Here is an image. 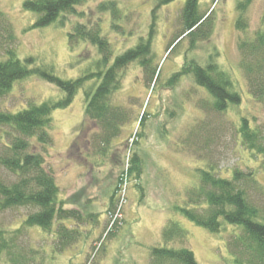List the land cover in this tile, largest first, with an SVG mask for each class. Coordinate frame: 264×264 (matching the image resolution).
I'll return each mask as SVG.
<instances>
[{"label":"rangeland","instance_id":"1","mask_svg":"<svg viewBox=\"0 0 264 264\" xmlns=\"http://www.w3.org/2000/svg\"><path fill=\"white\" fill-rule=\"evenodd\" d=\"M24 1L0 0V12L13 28L17 58L23 63L32 61L25 63L28 69L48 68L65 81L81 77L100 57L89 43H80L70 51L67 35L75 24L92 29L98 23L110 42L112 58L150 39L159 76L152 89L153 82L145 81L137 62L119 71V86L111 102L125 109L130 122L109 144L102 145L97 137L99 129L84 119V93L92 83L77 92L68 108L52 112L51 146L30 141L52 172L64 208L76 210L82 219L94 214L92 220L82 223L72 220L78 228L70 229L81 234L65 251L57 249V241L49 234L37 229L24 231L23 242L45 250L35 263L38 259L37 264H148L149 249L161 245L162 229L172 221L185 232L186 247L198 264H230L226 247L229 233L211 234L184 219L175 208L185 207L187 192L197 187L198 169L212 166L218 176L229 177L233 170L247 173L256 166L238 144L233 124L240 117L255 125L264 122V106L247 93L237 52L239 40L264 26V0H251L242 14L247 34L235 29L239 16L236 5L241 0H217L215 5L211 0H198L201 12H213L214 27L211 38L197 43L191 51L185 39L168 48L180 30L179 12L186 0H85L77 9L83 17L66 16L64 26L57 21L44 28H33L36 16L23 9ZM108 2L118 7L116 17L99 9ZM210 56L231 74L241 97L240 105L230 107L224 115L203 113L200 102H205L207 95L192 76L171 80L186 64L185 58L204 65ZM64 98L65 93L55 86L30 76L0 98V111L15 113L29 103H57ZM201 121L206 125L198 128ZM140 122L142 126H138ZM133 154L142 165L138 179L127 173ZM257 180L264 186V174H258ZM119 188L123 190L120 197ZM113 192L115 205L109 210ZM30 213L31 209L24 208L0 213V230L20 226ZM0 264L6 263L0 260Z\"/></svg>","mask_w":264,"mask_h":264},{"label":"trees","instance_id":"2","mask_svg":"<svg viewBox=\"0 0 264 264\" xmlns=\"http://www.w3.org/2000/svg\"><path fill=\"white\" fill-rule=\"evenodd\" d=\"M216 1L211 0V3L215 5ZM84 3L85 0H26L22 7L36 16L33 28H44L57 21L60 26H64L66 16L83 17L81 12L77 13V9ZM250 3L251 0H241L236 5L239 16L235 21V29L244 34L248 31L242 14ZM99 9L110 11L113 17L119 13L114 2L104 3ZM213 22L212 11L201 12L198 0H186L179 12L180 30L168 48H175L185 39L188 50H193L197 43L211 38ZM97 25L96 28L87 29L75 24L68 32L70 51L80 43H89L96 48L100 59H95L81 77L65 81L48 68L28 69L25 66L27 61L23 63L17 58L13 28L0 12V98L6 96L14 84L30 76H36L65 93V98L57 103H29L25 109L15 113L0 111V169L5 173L2 177L0 171V213L17 208L32 210L20 226L0 230V260L6 264L39 263L38 259L36 263L35 260L45 250L32 247L27 240L23 242L24 231L37 229L46 236L49 234L51 240L57 241V249L65 251L81 234L70 229L72 226L78 228L72 220L82 223L87 218H94V214H91L82 219L76 210L64 208V202L58 196L59 187L52 172L46 168L43 155L33 151L31 140L42 147L51 146L49 130L52 112L68 108L77 92L87 83H92L84 93V119L99 129L97 137L102 145H107L130 122L125 109L111 102L119 86V71L137 62L145 81L153 82L152 89L158 81L154 55L150 50V37L112 58L110 42L101 34L100 25ZM237 52L238 68L244 76L247 93L264 106V26L251 36L239 40ZM215 58L210 56L204 65L185 58L186 64L171 79L176 80L180 75L192 76L194 83L207 95V100L200 102V108L206 115H224L230 107L239 106L241 101L231 74L217 65ZM27 63L31 64L32 61L28 60ZM250 122L247 117H240L233 127L238 144L250 154L256 166L249 168L247 173L233 170L229 177L218 176L212 166L198 169L197 187L187 192L185 207L175 208L184 219L211 234L229 233L226 247L232 260L230 264H264V186L257 180L258 174H264V122L258 125ZM198 124V128L206 125L204 121ZM138 126H142L141 122ZM136 135L142 137L141 134ZM141 166L138 157L133 154L127 173L138 179L142 172ZM117 192L120 197L123 190L119 188ZM114 198L113 192L109 210L115 205ZM161 240V245L149 249L148 264H198L186 247L185 232L177 223L167 222L162 229ZM53 250L55 248L52 247Z\"/></svg>","mask_w":264,"mask_h":264}]
</instances>
